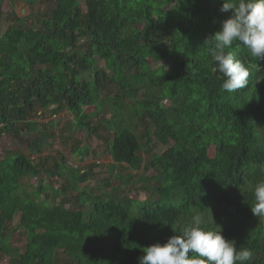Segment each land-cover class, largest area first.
Segmentation results:
<instances>
[{"label": "trees", "instance_id": "obj_1", "mask_svg": "<svg viewBox=\"0 0 264 264\" xmlns=\"http://www.w3.org/2000/svg\"><path fill=\"white\" fill-rule=\"evenodd\" d=\"M51 1V16L30 28L19 19L0 37V139L6 132L45 136L38 119L55 105L60 107L53 114L66 107L78 128L92 131L89 121L103 108L99 100L106 90V71L96 65L101 58L125 98L143 95L130 120L118 118L127 106L118 96L112 99L116 116L102 121L117 127L110 142L113 169L143 167L134 117L147 120L154 128L151 141L166 148L146 166L159 168L160 184L144 187L154 192L149 201L98 195L90 208L79 199L84 207L72 209L40 201L49 189L45 174L71 172V188L80 192L88 181L85 171L66 163L50 169L43 157L0 150V263L5 254L13 264H56L62 252L64 264H139L144 248L166 243L200 215L201 227L221 230L238 250L252 251L244 264H264V218L251 212L254 186L264 180V59L234 42L226 51L249 69L248 86L233 93L222 89L224 77L210 54L214 41L205 42L231 15L220 11L223 0ZM88 106L94 108L90 114ZM36 148L43 152L40 142ZM27 177L38 180L36 194L24 188ZM19 215L18 229L27 237L23 252L9 250L3 236Z\"/></svg>", "mask_w": 264, "mask_h": 264}, {"label": "rangeland", "instance_id": "obj_2", "mask_svg": "<svg viewBox=\"0 0 264 264\" xmlns=\"http://www.w3.org/2000/svg\"><path fill=\"white\" fill-rule=\"evenodd\" d=\"M81 6L86 10L87 7L84 1H82ZM54 8L55 5L51 0H33L31 4L28 3V0H4V17L0 22V33L3 35L4 31H9L14 25H18L19 19L25 20L26 27L30 28L35 22L51 16ZM88 43L89 41L84 45ZM34 63L39 70L43 67L42 61L38 57L34 58ZM96 65L106 71V76L103 79L106 90L101 94L99 100L103 108L96 117L89 121L90 126L93 128L92 131L78 128L75 115L66 107L53 114L51 111L60 107V105H56L52 106L51 110L46 111L43 118L38 119L45 136L41 133L30 134L25 131L20 134L13 132L8 134L6 132L0 139L2 153L3 151L18 152L37 160L43 157L47 168L56 170L59 164L66 163L69 167H75L88 174V181L79 185L80 192L71 188V178H73L71 172L64 170L61 177L45 174L44 185L48 186L49 189L44 196L39 198L40 201L49 198L58 204L65 203L72 209L84 207L79 203V199L86 200L87 207L90 208L98 195L105 196L106 199L117 198L124 202L129 200L144 202L154 198V192L145 190L144 187L153 188L160 184L156 179L161 172L159 168L151 165L146 169V166L159 158L166 148L155 139L151 141L154 136V128L147 120L141 122L140 119L134 117V123L137 125L136 132L143 146L139 153L140 158L143 160V167L140 170H133L124 165L113 169L114 160L111 155L110 142L113 140L117 127L115 124L107 125L102 121H108L116 116L117 103L112 99L118 96L120 97L119 100H124L127 103L122 115L118 118L130 120L133 104L142 101L143 95L141 94L135 100L125 98V91L114 81L113 73L107 68L106 62L101 58H97ZM127 74L130 75L131 72L128 70ZM85 76L87 77V75ZM85 76L82 75V78L84 77L88 82L94 81V78H86ZM107 94L109 96H106ZM84 111L90 114L94 111V108L88 106L84 108ZM39 113L44 114L41 111ZM18 127L21 129V125ZM2 129L0 127V132H3ZM99 136L103 137L104 140ZM39 142L43 148L41 154L36 148ZM210 151L215 155L216 147L211 146ZM21 182L26 191L30 193L36 194L39 190L38 180L34 177L24 178ZM88 186V191H86L85 189ZM140 207L141 203L136 204L134 211H138ZM20 221L21 215L17 216L14 224L4 232L3 236L9 250L23 252L27 237L24 232L18 229ZM106 248L108 250L113 249L111 240L108 241ZM0 264L13 263L7 255L2 254ZM56 264H64L62 252L58 255Z\"/></svg>", "mask_w": 264, "mask_h": 264}, {"label": "clouds", "instance_id": "obj_3", "mask_svg": "<svg viewBox=\"0 0 264 264\" xmlns=\"http://www.w3.org/2000/svg\"><path fill=\"white\" fill-rule=\"evenodd\" d=\"M220 11H231V15L205 43L214 41L210 54L216 70L224 77L221 87L233 93L248 86L250 72L226 49L239 42L252 56L264 59V0H223ZM253 196L251 212L264 218V180L255 184ZM203 222L196 215L191 225L169 237L166 243L144 248L139 264H244L252 260L250 249L238 250L235 240L226 239L221 230L201 227Z\"/></svg>", "mask_w": 264, "mask_h": 264}, {"label": "water", "instance_id": "obj_4", "mask_svg": "<svg viewBox=\"0 0 264 264\" xmlns=\"http://www.w3.org/2000/svg\"><path fill=\"white\" fill-rule=\"evenodd\" d=\"M3 7H4V1L0 4V22H1L2 18L4 17V15H3ZM0 37H1V33H0Z\"/></svg>", "mask_w": 264, "mask_h": 264}]
</instances>
